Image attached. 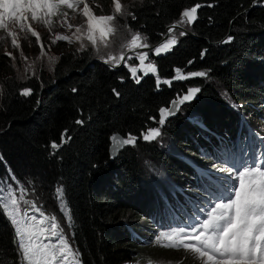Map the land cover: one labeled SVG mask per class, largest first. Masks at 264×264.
Listing matches in <instances>:
<instances>
[{"label":"trees","instance_id":"1","mask_svg":"<svg viewBox=\"0 0 264 264\" xmlns=\"http://www.w3.org/2000/svg\"><path fill=\"white\" fill-rule=\"evenodd\" d=\"M97 1L102 7L93 6L95 14L107 15L110 0ZM126 1L135 19L126 16L125 24L149 45L183 10L203 5L188 28L197 38L186 34L171 51L149 56L159 79L172 78L178 68L205 72L214 82L191 77L157 87L156 78L145 75L137 83L122 66L115 70L94 61L84 68L91 54L68 48L64 41L54 44L58 54L49 70L20 80L0 49V180L12 183L7 166L27 190L26 199L58 220L82 264H134L136 259V264H201L184 249L157 244L152 233L159 231L150 221L162 231L182 223L171 206L190 208L186 199L197 201L201 195L196 167L203 152L211 154L223 144L233 148L249 137V142L257 140L241 114L252 123L250 130L264 133L256 127L264 115V3ZM24 88L32 94L20 95ZM190 88L200 91L158 124L159 110ZM253 117L259 119L257 125ZM149 128H159L160 136L143 140L141 133ZM114 132L138 139L110 159L108 137ZM65 133L62 147L53 154L51 143L60 144ZM161 142L183 152H166ZM189 162L197 163L193 167ZM58 187L63 188L64 203L57 200ZM173 189L184 194L173 195ZM69 214L71 221L66 220ZM13 240V227L0 209V264H19Z\"/></svg>","mask_w":264,"mask_h":264},{"label":"snow or ice","instance_id":"2","mask_svg":"<svg viewBox=\"0 0 264 264\" xmlns=\"http://www.w3.org/2000/svg\"><path fill=\"white\" fill-rule=\"evenodd\" d=\"M93 5L94 0H0V30L5 33L0 34V45L8 42L10 38L11 46L19 49L18 37L22 36L27 40L30 35L35 38L41 52L44 53L45 45L40 33L33 27L35 23L47 27L52 33L54 36L51 40L52 45L58 41L72 43L74 37L75 42L79 43L77 51H84L87 47L95 48L105 63L119 66L126 59L125 52L121 51L119 55H115L111 51H106L115 44V39L110 43L108 37L109 35L115 37L119 31L113 23L118 17L127 15L135 19V15L128 10V6H125L122 0H112L113 14L109 15L97 16ZM201 7L203 5L196 4L182 11L180 20L168 30L170 38L154 49L155 55L172 50L177 42L172 33L181 25L192 24L196 19L197 10ZM70 12L71 19L80 17L82 23L77 25L70 23ZM56 26L66 27L68 30L74 28L75 31L72 37L53 33L52 30ZM186 34V31L179 33L180 36ZM231 39L232 37L228 38L229 41ZM143 40L140 33L130 34V39L119 46L129 51L147 48L148 44ZM6 55L11 56V53ZM148 55V52H139L134 57L139 60L141 66L139 69L137 66L129 65L132 78L137 83L138 70L144 71L145 74L156 71L151 62L145 65ZM55 59L48 57L49 63ZM175 71L176 80L206 75L205 72L184 74L178 68ZM161 83L171 85L170 80L160 81L157 77V87ZM199 91L198 88H190L183 95H178L171 107L161 108L158 124L163 125L168 116L175 115L178 107L190 102ZM31 94L30 88L20 91L22 96ZM76 123L83 124V121L77 120ZM66 135L67 133L62 134L60 144L55 141L51 143L53 154L62 147ZM141 136L145 141L155 140L160 136V130L149 128L141 133ZM111 139L114 142L113 148L119 150L124 145L135 144L138 138L128 134L126 139L119 136H113ZM246 157V153L244 158L233 154L230 146L223 144L218 158H224L226 166L219 167L217 172L226 175L201 170L198 177L201 181L198 186L201 195L196 199L203 201V204L189 217L185 227L160 231L155 242L166 248L184 249L199 259L201 264H264V163H250ZM9 178L12 183L8 182V178L0 180V209L13 227V243L17 249L19 264H82L79 250L70 243L56 218L45 216L33 201L26 199L27 190L16 181L13 173H9ZM177 191L184 194L183 189H173V195ZM203 193H207L206 201L203 200ZM56 197L58 201L64 203L62 187L56 189ZM164 199L166 201L167 197ZM194 202L191 197L185 201L186 204ZM171 207L178 209L180 205L173 204ZM33 209L40 213L39 217L30 214ZM66 220L71 221L70 214Z\"/></svg>","mask_w":264,"mask_h":264},{"label":"rangeland","instance_id":"3","mask_svg":"<svg viewBox=\"0 0 264 264\" xmlns=\"http://www.w3.org/2000/svg\"><path fill=\"white\" fill-rule=\"evenodd\" d=\"M126 2H127L126 0H122V3L125 6L127 5ZM253 2L257 3V0H254ZM262 2L264 3V0H262ZM93 6H95V8L97 10H100L102 7L101 2H98L97 0H95V3ZM96 6H98V7H96ZM109 14H113L112 0H110L109 13L107 15H109ZM71 16H72V13L70 12V14H69V22L70 23H72L74 25L82 23V19L80 17H77L76 19H71ZM97 16H99V15H97ZM126 16L127 15H125L124 17H118L113 22L117 26L119 31L116 33L115 37H113L112 35H109V37H108L109 42L111 43L113 41V39H115V44H113L111 49H106V51H111L115 55H119L121 51H124L125 55H126V59H125V61L120 63L119 68L122 66V68L127 70L130 77H132L129 65L137 66L138 69L141 67L139 64V60L134 58L136 56V54L139 52H148L150 56H153V55L158 56V55H155L154 49L156 47L160 46L162 43L166 42V40L170 37H169V33H167L166 35L163 34L160 37L159 41H157V43L155 42V44L149 45V43L146 41V38L142 35V37L144 38L143 42L147 43L148 47L152 46V48L149 49L147 47V48H141V49H136V50H132V51H129L126 48L121 49V47L119 45L121 43L126 42L127 39H130V34L137 33V32L130 30L127 27V25L125 24V17ZM179 20H180V18H179ZM176 23L177 22H175V24ZM33 27L41 35V39L43 41V44L45 45V52L44 53L41 52V49H40L39 45L37 44V42L35 41V38L30 37V35H29V39H27V40L23 39L22 36L18 37V43L20 44L19 49H14L11 46L10 38H9L8 42L0 45V49L2 50V52L5 55H6V53H11V56H7V55L6 56L9 59V62L11 63V66L13 67L16 75L18 76L17 78L20 80L24 79L27 76H30L32 74L37 73L39 70H45V71L49 70L53 66V64L55 63L56 59L53 60L52 63H49L48 57H55L56 58L57 54H58V51L55 48V46L51 44V40L54 38V36L52 35V33L49 32L48 28L41 26V25H37L35 23H33ZM188 28H189V25H181L180 27H178L175 30L174 33H172V35H175L176 41L178 40L179 37H181L179 35L180 31H186V30L189 31ZM74 31H75L74 28L72 30H68L66 27L61 28L59 26H56L52 30L53 33H60V34H63V35L69 36V37H72V33ZM0 34H5V33H3V30H0ZM72 39L74 42L69 43L68 41H64V44L68 48H73L74 50L77 51V49L79 48V43L75 42L74 37H72ZM84 42L87 43L86 40ZM84 52H89L91 54V59L97 58L99 60H102L100 58V55L96 52L95 48L87 47L84 50ZM161 54H165V53L162 52ZM149 55H148V58L145 60V65H147L149 62H151L153 64V61ZM25 57H27V59H24ZM130 57H132V58H130ZM102 61H104V60H102ZM110 65H112V64H110ZM153 66H154V64H153ZM26 69H27V71H26ZM190 73H192V72H190ZM184 74H188V73H184ZM136 75L138 78H141L142 76H145V75H153L156 78V82H157L156 71L154 73L148 72L147 74H145L144 71L138 70ZM175 76H176V72L174 73V75L170 79H159V80L160 81H164V80L177 81L176 79H174ZM203 77H205L204 79L209 80L208 78H206V75ZM209 81H211L212 83L214 82L212 80H209ZM165 85H168V84H165ZM238 105L242 106V108L244 107V105H241V104H238ZM179 107H178V110L176 111V113L179 111V109H180ZM244 109L246 110L247 115L250 116L251 111H249L246 108H244ZM185 116H187V115H185ZM251 120L252 121H258L259 119H255V117H253V118H251ZM259 121L262 124L264 123V115L261 118V120H259ZM251 124L252 123L249 122V126H251ZM259 128L262 129V126H259ZM160 144H161V149H163L166 152H167V150H170V152H175L177 155H179L183 152L180 149H178L177 147H175L172 143L161 142ZM162 147H164V148H162ZM231 152L235 155L240 156L241 158H244L245 152L239 148L233 147V148H231ZM218 155H219V149L218 148H214V152L211 154L204 153L202 155L203 157L201 158V160L198 161V163L196 162L197 163V169L199 171H201V170L212 171L213 173H215L217 175H226L224 173H218L217 172V169L219 167L226 166L223 162L224 158H218ZM146 169H148V167H146ZM148 170H150V169H148ZM28 200L33 201L31 199H28ZM23 207H24V205H22V208ZM36 207H38V206L36 205ZM31 212L37 214L34 209L31 210ZM32 213H30V214H32ZM43 213L48 217H53L52 214H48L45 212H43ZM56 222L58 223L57 219H56ZM136 261L138 262L139 260L136 259ZM136 261H134V264L137 263Z\"/></svg>","mask_w":264,"mask_h":264},{"label":"water","instance_id":"4","mask_svg":"<svg viewBox=\"0 0 264 264\" xmlns=\"http://www.w3.org/2000/svg\"><path fill=\"white\" fill-rule=\"evenodd\" d=\"M175 23L174 22H172V23H169V24H167L165 27H164V35H166L167 33H168V30H169V28H171L173 25H174ZM186 32H187V35H190V36H193V37H196L195 35H194V33H192V32H190V31H187L186 30ZM197 38V37H196ZM159 41V40H158ZM157 43V42H156ZM155 44V43H154ZM149 49L150 48H152V46H150V47H148ZM94 61H96V62H100V63H103V64H105L106 66H108L109 68H111V69H118L119 68V66H113V65H110V64H108V63H105L104 61H102V60H99V59H97V58H92V59H90L86 64H85V66H84V68L85 67H87L91 62H94ZM176 70V68H174V72H176L175 71ZM42 90V89H41ZM174 101V100H173ZM172 101V102H173ZM172 102L170 103V105H169V107H171V104H172ZM168 107V108H169ZM170 116H173V115H170ZM170 116H168V117H170ZM3 130H1L0 132H2ZM113 136H119V137H121V138H125L126 139V137H124V136H121L120 134H118V133H116V132H114V133H111L110 135H109V137H108V140H109V146H108V153H109V157H110V159H112L114 156H115V154L118 152V150H115L114 148H113V141H112V137ZM123 147V146H122ZM121 147V148H122ZM121 148H119V149H121ZM5 164V163H4ZM6 165V164H5ZM6 170H7V173H8V175H9V173H10V170L7 168V166H6Z\"/></svg>","mask_w":264,"mask_h":264},{"label":"bare ground","instance_id":"5","mask_svg":"<svg viewBox=\"0 0 264 264\" xmlns=\"http://www.w3.org/2000/svg\"><path fill=\"white\" fill-rule=\"evenodd\" d=\"M131 61V60H130ZM32 213V212H31ZM37 214H35V213H32V214H34V215H37L38 217L40 216V213H38V212H36ZM45 215V214H44ZM46 216V215H45Z\"/></svg>","mask_w":264,"mask_h":264}]
</instances>
